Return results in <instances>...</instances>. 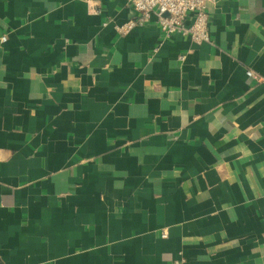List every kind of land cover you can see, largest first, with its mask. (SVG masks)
Instances as JSON below:
<instances>
[{"label": "crops", "instance_id": "1", "mask_svg": "<svg viewBox=\"0 0 264 264\" xmlns=\"http://www.w3.org/2000/svg\"><path fill=\"white\" fill-rule=\"evenodd\" d=\"M207 10L0 0V264H264V0Z\"/></svg>", "mask_w": 264, "mask_h": 264}, {"label": "built area", "instance_id": "2", "mask_svg": "<svg viewBox=\"0 0 264 264\" xmlns=\"http://www.w3.org/2000/svg\"><path fill=\"white\" fill-rule=\"evenodd\" d=\"M207 2L208 0H126L135 15L116 26V29L120 35H125L135 26L148 25L154 20L162 38L180 34L196 44L206 42L210 21ZM1 40L5 41L6 36H1ZM246 74L254 76L250 70ZM261 80L262 78H258V81Z\"/></svg>", "mask_w": 264, "mask_h": 264}]
</instances>
